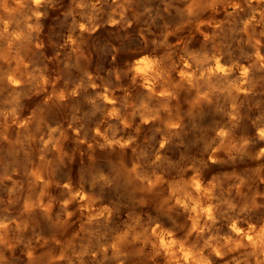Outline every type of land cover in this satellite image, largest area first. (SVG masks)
Listing matches in <instances>:
<instances>
[{"label": "clouds", "instance_id": "1", "mask_svg": "<svg viewBox=\"0 0 264 264\" xmlns=\"http://www.w3.org/2000/svg\"><path fill=\"white\" fill-rule=\"evenodd\" d=\"M0 264H264V0H0Z\"/></svg>", "mask_w": 264, "mask_h": 264}]
</instances>
